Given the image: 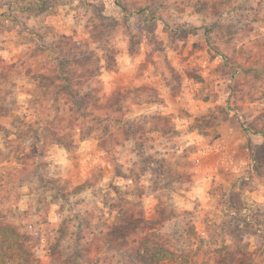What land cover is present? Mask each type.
<instances>
[{
	"label": "rangeland",
	"instance_id": "rangeland-1",
	"mask_svg": "<svg viewBox=\"0 0 264 264\" xmlns=\"http://www.w3.org/2000/svg\"><path fill=\"white\" fill-rule=\"evenodd\" d=\"M11 1L0 6V61L13 90V112L0 118V182L13 181L11 195L20 191L18 184H32L21 190L20 204L30 206L29 221H36L41 244L67 217L69 255L97 254L123 264L129 257L109 245L105 223L121 221L123 212L134 208L152 218L162 199L180 212L170 218L166 232L177 237L193 224L206 249L221 246L233 232L232 244L250 251L251 264H264V164L260 174L252 172L248 146L264 142L254 130L264 124V0H237L224 13L212 0H52L51 8L36 17L17 11L29 0ZM101 14L120 21L110 41L97 42ZM124 15L130 25L122 23ZM45 23L87 41L102 58L88 80L94 97L91 124H97V94L98 102L118 101L123 112L115 123L118 143L108 149L99 145L94 128L81 132L69 110L73 100L60 113L33 108L31 100L45 96L48 106L57 104L53 92L35 93L36 68L42 64L36 58L37 38L46 36L45 43L51 34ZM23 57L21 67L14 68ZM72 67L80 69L74 62ZM154 113L169 116L170 130L159 124L142 138L127 140L121 134L123 122L131 127L146 121L147 129L153 127L149 116ZM46 115L53 121L49 130ZM16 117L32 123L21 139L13 125ZM54 132L62 142H52ZM89 180L91 186L76 189ZM57 181L68 189L58 188ZM238 186L245 187L239 197L256 216L250 227L245 211L241 218L230 214L229 194ZM46 213L48 221L42 222L39 214ZM246 229L253 232L250 237Z\"/></svg>",
	"mask_w": 264,
	"mask_h": 264
},
{
	"label": "trees",
	"instance_id": "trees-1",
	"mask_svg": "<svg viewBox=\"0 0 264 264\" xmlns=\"http://www.w3.org/2000/svg\"><path fill=\"white\" fill-rule=\"evenodd\" d=\"M53 1L29 0L28 3H24L25 5L23 4V6L16 8L17 11L19 9L33 12L36 17L46 13L51 8ZM236 1L212 0L211 3L216 10L224 13L226 8L235 4ZM6 2L11 3L12 1L0 0V6H4V4H7ZM95 6L97 7V5ZM100 17L102 22L99 27L97 26V30L100 29L98 31L99 33H97V42H102L103 39L110 41L112 29L120 21L103 14ZM123 18H126V20L122 21V23L124 22L126 25H130V21H128L126 15ZM16 21H18V18ZM45 26H47V29L50 27L47 23H45ZM49 29L51 34L48 41L43 43L46 36L44 38L40 34L37 38L41 43L37 46L36 58L41 59L42 64L36 68V76L39 78V82L37 85L38 89L35 93L47 95L51 91L56 95L55 102L57 104L55 106H48L45 96L44 101L31 100L33 108L37 110L44 108H46L45 110L54 109V111L60 113L63 106L66 105L67 100H73L74 103L69 105V110L72 112V118L74 117V119L79 121L81 132L89 133L94 128L99 138V145L104 149H108L109 144L118 143L116 140L120 133L115 131V123L121 120L120 118L123 116V112L117 106L119 104L118 101L111 98L110 101L101 103L100 101L98 102L99 98L97 94V109L94 111L97 112V117H95L97 124H91L90 118L93 111L90 108L92 107L91 100L93 96L91 88L88 85V80L95 75V72L97 73L99 71V62H101L102 58L96 57V55H99L93 51L87 41L77 38L74 34L61 33L53 27ZM47 52L53 55H50V53L47 54ZM218 52L226 57L223 51ZM33 54L34 51L31 55ZM110 56L113 57L112 54ZM110 56H108V61H110ZM24 58L18 60L13 65L14 68L21 67L26 59ZM72 62L79 65L80 69H74ZM96 62V68L89 67V64ZM9 76L8 68L2 65L0 61V118L2 116H8L13 112L10 101L13 90L9 86L12 85ZM63 96L66 97V100L62 103L58 100L64 98ZM149 117L152 120L153 127L147 129L146 121L136 123L131 127H129L128 122L122 121L124 126L122 127L121 134H124L127 140H132L136 139L137 136L142 138L147 131L153 128L156 129V126L159 124H163L165 130H170L167 126L169 116L154 113ZM80 118L83 121H80ZM143 118L148 119L144 116ZM43 123L45 129L49 130L53 121L46 115L43 117ZM13 125L17 130V138L20 139V133H24L28 127H32L31 122H26L23 119L19 120L18 117L13 119ZM254 130L256 133L264 135V124L262 126L254 125ZM53 137L52 142H62V137L58 136L56 132L53 133ZM248 146L253 160L252 172L260 174L259 170L264 164V142L261 144L250 142ZM17 157L19 158V155ZM10 168H14L18 172H23L24 170L23 167L21 168L16 165ZM13 184L11 180L0 182V264H118L114 263L112 259H101L97 254H79L77 251L74 256L69 255L66 251V241L69 235V220L67 217H64L60 221L54 237L48 239L46 244L42 245L38 239V229L33 225L36 221H29V216L32 215L30 206L22 208L20 204L24 196L21 190L30 188L32 184L30 182L29 184L31 185L23 182L18 184L20 191L15 195H11ZM55 185L63 191L68 189L67 185H62L58 181L55 182ZM88 185H92L90 180L79 185L76 189L80 190V188H85ZM161 188L158 189V194L162 192ZM244 189L245 187L238 186L231 190L229 199L232 211L230 214L233 218H241L245 211L244 221L246 222V227H250L253 222L251 219H253V216H256L249 209L244 199L245 197H239L244 194ZM7 206L10 208L9 210ZM166 206H168L169 210L166 209ZM184 212L189 213L185 210ZM179 214L180 212L175 211L171 203L164 205L163 200L159 199L155 215L152 218L146 217L141 208L125 211L122 214L123 218L121 217V221L105 223L103 235L108 240L109 245L114 246V249L124 251L129 257L123 264H178L180 263L179 261L189 260L193 261L194 264H251L249 259L250 251L247 248L240 251L232 244L234 236L230 234L233 232H230L225 237L224 243L221 246L208 249L203 248L199 244L200 241L203 242V234L198 232L193 224L190 226L187 224L188 227H182L177 237L166 232L167 223L170 218ZM39 216L42 217V222L48 221L47 213L39 214ZM251 232L246 229L248 237L253 233ZM256 234L262 236L257 231ZM191 256H196L197 258L190 259Z\"/></svg>",
	"mask_w": 264,
	"mask_h": 264
}]
</instances>
